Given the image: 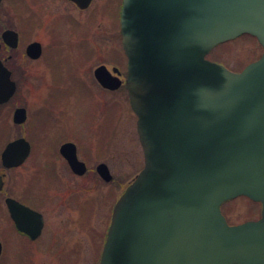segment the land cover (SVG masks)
I'll return each instance as SVG.
<instances>
[{
    "label": "water",
    "instance_id": "water-1",
    "mask_svg": "<svg viewBox=\"0 0 264 264\" xmlns=\"http://www.w3.org/2000/svg\"><path fill=\"white\" fill-rule=\"evenodd\" d=\"M120 32L144 164L113 205L98 264H264V0H122ZM244 33L263 52L240 71L206 57ZM27 53L39 56L40 44ZM94 76L121 85L104 65ZM2 84L0 102L14 91ZM14 146L18 163L28 144L9 143L4 159ZM69 146L61 151L81 174ZM97 171L112 178L104 163ZM241 195L260 203V216L230 224L221 204ZM28 211L35 225L15 220L35 238L41 216Z\"/></svg>",
    "mask_w": 264,
    "mask_h": 264
},
{
    "label": "rangeland",
    "instance_id": "rangeland-1",
    "mask_svg": "<svg viewBox=\"0 0 264 264\" xmlns=\"http://www.w3.org/2000/svg\"><path fill=\"white\" fill-rule=\"evenodd\" d=\"M13 1L20 10L30 7L42 9L44 5L48 10L45 11L46 15H60L51 21L45 19L58 37L41 24L35 25L32 30V38L40 40L47 47L46 53L52 50L56 40L65 42L56 47L60 50L59 74L52 86L51 73L43 65V55L39 61L28 65L32 71L30 84H20L14 102L28 103L31 107L45 103V112L40 109L33 111L35 122L47 118L49 123H54L62 119L70 130L76 126L78 148L89 155L91 167L97 161H104L113 179L104 182L96 176H84L76 182L70 181L69 188L76 183L79 191L78 218L73 208L66 209L68 212L63 211L62 214L50 212L45 225L47 230L34 242H17V236L13 237L8 222L2 217L0 234L6 238L0 264H97L109 207L143 166L136 115L130 108L126 89L121 86L103 90L98 84L89 81L86 71L83 72L84 65H88L90 70L87 74L93 78L92 70L101 63L109 69L114 65L119 68L123 65L125 68L114 15L122 0H92L85 10L77 9L65 0ZM38 13L42 16V10H38ZM64 16L72 17L78 26L64 21ZM90 46L93 47L92 56L89 62H85L84 56L88 54ZM262 51V46L254 36L243 34L216 45L208 52L207 58L232 71H239L257 59ZM120 78L124 80V74ZM55 103L58 110L52 107ZM51 126L56 128L57 124ZM47 137L52 139V135ZM52 140L56 141V137L53 136ZM35 144L37 148V138ZM82 204L85 208H81ZM221 209L231 224L255 219L260 215V203L244 196L224 202Z\"/></svg>",
    "mask_w": 264,
    "mask_h": 264
},
{
    "label": "flooded vegetation",
    "instance_id": "flooded-vegetation-1",
    "mask_svg": "<svg viewBox=\"0 0 264 264\" xmlns=\"http://www.w3.org/2000/svg\"><path fill=\"white\" fill-rule=\"evenodd\" d=\"M65 1H67L69 5L75 6L77 9L85 10L90 6L92 0L84 7H81L74 0ZM17 6L18 5H16L13 0H0V82L3 83L2 86H6L11 82L14 85L13 93L5 101L0 102V219L3 217L5 218V222H8L7 224L13 233V237L17 236V242L23 243L26 241L27 243L38 240V238L43 235L44 231L47 230L45 225L50 212L53 213L58 211V214H62L63 211L68 212L69 209L73 208L77 213L76 218H78L80 209L79 191L76 183L72 188H69V182H76L78 178L84 176H90L92 178L96 176L105 182L97 171V165L104 163L107 166V164L104 161H97V163L93 164V167H91L89 155L84 151H80V147L78 148L77 140H79V137L77 136L78 132L76 131V126L70 130L62 119L54 123H52V121L49 123L47 118L35 122L33 111L40 109L45 112V103H42L40 106L31 107L28 103L14 102L15 93L19 89L20 84L23 82H28V85L30 84L32 71L28 65L39 61L43 55V65L47 67L51 73L50 81L52 79V83H50V86H52L59 74L58 63L60 60V50H58L59 47H56L57 45L62 46V43H65L57 40L55 42L53 41L52 50L46 53V51H48L46 49L47 47H44L40 40L32 38V30L35 25L38 26L39 24H41L42 27L49 28L45 19L51 21L58 18L60 15H46L45 11L48 10L44 5H42V9L30 7L29 9L24 8L22 10ZM120 8L121 6L118 7L114 13L119 35ZM38 10H42V16L38 13ZM50 13H52V11ZM64 17V21L77 24L78 26L77 21L73 20L72 17ZM52 31L53 30L50 29V32L55 35ZM55 36L58 37L57 35ZM32 42L40 44V54L37 57H32L27 53V46ZM92 51L93 47L90 46L88 54L84 56L85 62H89L91 59ZM122 52L126 68L127 59L123 49ZM99 65H104L111 73L117 75L122 82L123 80L120 76L124 74L125 79L126 69L123 68V65L120 64V68L114 65L111 66L110 69L104 63ZM76 66H78L77 61ZM96 67L92 70L93 78L87 74V71L90 70L88 65H84L83 72L86 71L85 73L89 76V81L91 80L93 84H98L100 88L107 90V88L97 82L94 76ZM28 74L29 76L27 77ZM121 86L124 87L123 84L119 87ZM55 104H53L52 107H56L55 109L58 110V106ZM18 108L23 109L22 114L24 115L23 120L19 122L15 120V112ZM55 109H53V111ZM53 124H57V127H52L51 125ZM51 135L52 139L53 136L56 137V141L47 137ZM35 138L38 140L37 148ZM17 139L26 141L28 150L26 155L19 159L18 163H14L16 159L15 153L19 150H16L15 146L9 149V156L5 159L3 157V152L9 143ZM47 143H49L48 147L46 146ZM64 144H70L69 150H74V156L77 161L83 162V173L79 174L73 170L66 155L61 151L62 145ZM112 179L113 175L112 178L106 182H111ZM117 197L109 207L108 223L103 234L104 239L102 240V246L111 220L113 204ZM7 199L12 200L13 208H9L6 202ZM105 201H107V196H105ZM83 206L84 204H82L81 208ZM27 209L41 216L42 224L40 232L35 238H31L28 233L20 230L15 220L17 216L24 220V224L28 226L35 225V215L28 213L29 211ZM5 238L6 236L3 237L0 234V258L4 250Z\"/></svg>",
    "mask_w": 264,
    "mask_h": 264
}]
</instances>
